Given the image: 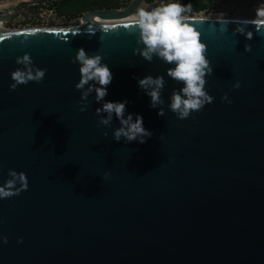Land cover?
<instances>
[{
	"label": "water",
	"instance_id": "water-1",
	"mask_svg": "<svg viewBox=\"0 0 264 264\" xmlns=\"http://www.w3.org/2000/svg\"><path fill=\"white\" fill-rule=\"evenodd\" d=\"M142 3L89 10L78 25L0 28V184L9 169L28 182L0 199V264H264V22L189 21L206 45L214 100L178 119L167 103L180 85L169 65L133 54L136 26L84 21ZM79 47L109 65L105 100L127 99L143 115L146 142L115 141L118 121L99 124L94 94L79 111ZM25 52L46 75L10 90ZM149 73L165 75L164 115L138 86Z\"/></svg>",
	"mask_w": 264,
	"mask_h": 264
},
{
	"label": "clouds",
	"instance_id": "clouds-1",
	"mask_svg": "<svg viewBox=\"0 0 264 264\" xmlns=\"http://www.w3.org/2000/svg\"><path fill=\"white\" fill-rule=\"evenodd\" d=\"M191 3L184 4L182 0H158L156 6L146 5L138 9L132 18L131 24L135 25L137 45L133 49L134 55H139L144 60L152 62L154 57L169 65L165 74L176 81L180 86L173 88L168 98L167 108L178 119L189 117L193 111H199L206 104L213 102L214 97L206 90V77L213 72L209 60L206 58V45L200 40V33L189 21L195 17ZM258 17L264 22V0L257 8ZM201 20L204 17H200ZM243 33L244 29H235ZM247 38H252V33H247ZM250 50V45H245V51ZM20 65L10 72V90H15L18 85L30 81L41 82L46 75L47 68L38 67L32 61L29 53L25 52L15 58ZM71 62L78 64L79 80L74 87L80 90V100L77 101L79 111H86L88 97L99 104L95 113L99 124L110 127L114 118L118 126L112 129V138L125 143L136 141L144 143L152 136L151 130L143 123V115L131 113L126 109L127 99L112 101L105 100L108 95L107 85L113 80V73L107 63L103 62L99 53L89 54L83 47L76 50ZM138 86L150 98V107L158 109L157 115H164L165 104L162 92L166 84L164 74L152 75L151 73L137 78ZM234 88L240 87V81L233 84ZM222 101L232 103L227 93L221 96ZM108 135L107 132L104 133ZM8 178L0 184V199L8 198L27 190L28 182L23 171L8 170ZM107 173H105V177ZM22 237L17 243L22 242ZM0 242L7 243L8 237L0 234Z\"/></svg>",
	"mask_w": 264,
	"mask_h": 264
},
{
	"label": "rangeland",
	"instance_id": "rangeland-1",
	"mask_svg": "<svg viewBox=\"0 0 264 264\" xmlns=\"http://www.w3.org/2000/svg\"><path fill=\"white\" fill-rule=\"evenodd\" d=\"M7 1L8 3L0 7V10L4 14L9 12V16L6 15L5 17L6 26H4L10 29L32 28L45 25H47V27L78 25L80 24L82 15L87 12L83 11L80 14H75V16L69 17H63L58 14L54 16L49 11H46V9L52 7L55 9L59 0H0V2ZM118 1L121 3L118 8L122 9L125 8L131 0ZM157 3L158 0H155L149 5L156 6ZM210 3L211 5L207 9L202 11H192L189 15L193 17L220 16L223 18L262 20V18L257 15V8L259 7L261 0H211ZM142 6H146V4L142 3V5L137 8V11ZM137 11H135V13H137ZM93 17L94 16H86V20L84 21L91 23ZM94 19L98 21L97 16H95Z\"/></svg>",
	"mask_w": 264,
	"mask_h": 264
},
{
	"label": "trees",
	"instance_id": "trees-1",
	"mask_svg": "<svg viewBox=\"0 0 264 264\" xmlns=\"http://www.w3.org/2000/svg\"><path fill=\"white\" fill-rule=\"evenodd\" d=\"M152 2L154 0H146ZM184 4L191 3L192 11H202L210 7L211 0H182ZM121 3L115 0H59L56 4L57 13L59 15L68 14L75 16L83 11L102 8H118Z\"/></svg>",
	"mask_w": 264,
	"mask_h": 264
},
{
	"label": "bare ground",
	"instance_id": "bare-ground-1",
	"mask_svg": "<svg viewBox=\"0 0 264 264\" xmlns=\"http://www.w3.org/2000/svg\"><path fill=\"white\" fill-rule=\"evenodd\" d=\"M7 3H8V1H7V2H0V7L6 5ZM9 3H10V2H9ZM140 5H142V4H139V5L137 6V8H138ZM136 11H137V9H136ZM6 15H8V13H7V14L2 13V14L0 15V28H1L2 30H16V29L6 28V27L4 26L3 21H4L5 17H6ZM135 15H136V13H135V12H132V13L126 15V16H103V17H97V20H98V21H96V20L94 19V17H95V16H94L93 19H92V21H91V23L100 26V25L108 24V23H110V22H112V21H121V20H124V21H131L132 18H133ZM200 17H201V16H196L195 18H200ZM202 17H203V16H202ZM213 18H223V17H220V16H219V17H215V16H214ZM230 19L245 20V19H238V18H230ZM247 20H248V19H247ZM254 21H262V20H254ZM37 28H38V27H37Z\"/></svg>",
	"mask_w": 264,
	"mask_h": 264
},
{
	"label": "flooded vegetation",
	"instance_id": "flooded-vegetation-1",
	"mask_svg": "<svg viewBox=\"0 0 264 264\" xmlns=\"http://www.w3.org/2000/svg\"><path fill=\"white\" fill-rule=\"evenodd\" d=\"M155 1V0H154ZM154 1H152V2H154ZM115 2L116 3H120L118 0H115ZM147 2V1H146ZM152 2H147L148 4H150V3H152ZM95 9H97V8H95ZM102 9H106V8H102ZM137 9V8H136ZM55 13H56V15L58 14L57 13V9H56V6H55ZM2 11L0 10V15L3 13H1ZM8 14H9V12H7ZM59 15V14H58ZM9 16V15H8ZM61 16H63V17H69V15L68 14H64V15H61ZM3 24L6 26V19L4 20V22H3Z\"/></svg>",
	"mask_w": 264,
	"mask_h": 264
},
{
	"label": "built area",
	"instance_id": "built-area-1",
	"mask_svg": "<svg viewBox=\"0 0 264 264\" xmlns=\"http://www.w3.org/2000/svg\"><path fill=\"white\" fill-rule=\"evenodd\" d=\"M50 6V5H49ZM48 6V7H49ZM46 11H49L51 14H53L54 16H56V13H55V10L53 9V7L52 8H48V9H46ZM209 17V16H208ZM36 27H47V25H45V26H36Z\"/></svg>",
	"mask_w": 264,
	"mask_h": 264
}]
</instances>
